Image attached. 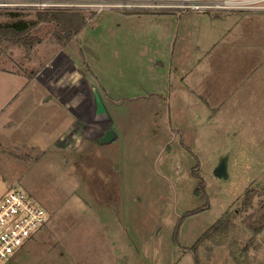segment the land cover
I'll return each instance as SVG.
<instances>
[{"label": "rangeland", "instance_id": "374dc122", "mask_svg": "<svg viewBox=\"0 0 264 264\" xmlns=\"http://www.w3.org/2000/svg\"><path fill=\"white\" fill-rule=\"evenodd\" d=\"M153 1L0 9V25L37 22L0 44V197L21 189L49 212L13 264H195L191 248L235 211L198 244L199 263L264 264V2ZM136 9L151 13L124 15ZM39 11L81 14L80 32L63 43L59 22ZM60 51L100 76L112 142H97L107 124L89 123L85 100L68 108L84 124L62 139L46 126L51 106L29 78L40 85ZM231 147L223 181L213 168Z\"/></svg>", "mask_w": 264, "mask_h": 264}, {"label": "built area", "instance_id": "2783aa9c", "mask_svg": "<svg viewBox=\"0 0 264 264\" xmlns=\"http://www.w3.org/2000/svg\"><path fill=\"white\" fill-rule=\"evenodd\" d=\"M80 0H0V9L15 10L35 7L77 6ZM190 0H183L188 3ZM251 0H236L245 4ZM264 2V0H261ZM158 4V0L153 1ZM230 4L234 0L228 1ZM247 4V3H246ZM61 57V56H60ZM48 210L21 189H10L0 197V264H13V259L46 225Z\"/></svg>", "mask_w": 264, "mask_h": 264}, {"label": "crops", "instance_id": "0c3cea01", "mask_svg": "<svg viewBox=\"0 0 264 264\" xmlns=\"http://www.w3.org/2000/svg\"><path fill=\"white\" fill-rule=\"evenodd\" d=\"M124 15L130 18L143 17L142 14H124ZM172 16L173 15H169V17H172ZM104 19H105V16H103L100 19L99 24ZM99 24H97V26ZM144 54L145 53H144V48H143L141 51V56H144ZM141 60L143 61L142 58ZM87 61H89V59H87ZM32 63H36V62L33 61ZM32 63L30 64L33 65ZM92 67L96 69L94 65ZM139 68H143V65L138 67V69ZM143 70L144 69H142L141 71ZM18 73H21L27 78L30 77L29 72L25 71L22 68L20 72ZM41 75H42V78L39 80L42 82L40 85L31 78H29V80L32 83L31 86L33 88H36L38 91V94H39L38 100L40 99L43 104L48 103L51 106L50 109H52L53 116L49 121H45V123H46V126L52 123L51 126H55V128L56 126H60V127H57L54 133L55 141H57L59 139H62L66 131L72 132L73 125H75L76 123L79 125L84 124L85 121L82 122L79 117H77L75 114H73L70 111V109L68 111V108H70L71 106L73 108H75L76 106L79 107L81 106V102L84 100H85L84 102L86 101L88 102V106L90 104V106H93L95 108L93 98H91L92 96L89 99L87 97L79 99L78 95L81 92H83V89L85 88L88 89V87L91 84L90 82L92 78H94L95 81H97V84L94 86L98 87L100 91L101 85H99V81L101 78L99 79L100 76L98 77L96 73H94V75H90L88 70L86 71L84 67L80 64V61L77 59L76 54L70 55V54L65 53L64 51H60L53 59H51V61L48 64L45 65V71ZM141 75H143V72L141 73ZM78 81L81 82L80 87L77 84ZM65 83L66 85L67 83L68 85L70 84V86L65 87L66 86ZM92 87H91V90H92ZM63 88L67 90L65 89L63 90ZM72 88H76V91H74L75 93H73V95L69 97V99L67 98L66 100V95H64V93L66 94L70 92ZM88 119H89V123L93 122L91 121L89 115H88ZM86 122L88 124V121ZM93 124H96V123L93 122Z\"/></svg>", "mask_w": 264, "mask_h": 264}, {"label": "trees", "instance_id": "16d2710c", "mask_svg": "<svg viewBox=\"0 0 264 264\" xmlns=\"http://www.w3.org/2000/svg\"><path fill=\"white\" fill-rule=\"evenodd\" d=\"M126 11L127 13L124 12L125 14L151 13L150 11L148 12L146 9H136V10H131V11L126 10ZM38 18L40 21L53 20L55 22H59L61 30H62V36H60L59 38H62L63 43H66L67 41H69L73 36H75L76 33H79L81 29V25L79 22L82 19V15L75 14L74 12L72 13L64 12V13L54 14L52 11H39ZM36 23L37 22H27L25 20H18L13 23H7L4 25H0V44L2 41H5L7 43L6 44L7 46L13 43H19L15 37H19L20 34H24L28 32L29 29L33 28L36 25ZM23 43L25 45H30L29 47L31 48L34 42L26 41ZM252 198H253L252 190L247 189L246 193L244 194V202H243L244 207L243 208L249 207L252 204ZM243 208H239V210ZM198 211H201V210L200 209L191 210V211H188L187 214L190 215ZM235 214H236V211L234 213L232 212L224 213L212 226H210V228L206 232L202 234V236L197 241L196 245H194L193 248H191L190 250L194 254L195 264H200L198 256L195 255L196 249L199 247L198 244H201L202 241L210 239L212 232L213 231L217 232L218 228L221 225H223L225 222L229 221L231 223V220L233 219ZM261 230H262V227L257 228L255 231L256 234H258Z\"/></svg>", "mask_w": 264, "mask_h": 264}, {"label": "water", "instance_id": "95a60500", "mask_svg": "<svg viewBox=\"0 0 264 264\" xmlns=\"http://www.w3.org/2000/svg\"><path fill=\"white\" fill-rule=\"evenodd\" d=\"M92 98L95 105L92 115L93 122L98 124H107V126L104 127L103 132L98 136L97 142L99 144L110 143L117 137V133L111 126L108 125L112 116L108 107L106 106L102 94L96 86L92 87ZM232 154V147L227 151L221 152L219 154L217 163L213 168V174L216 178L223 181H227L230 179Z\"/></svg>", "mask_w": 264, "mask_h": 264}]
</instances>
